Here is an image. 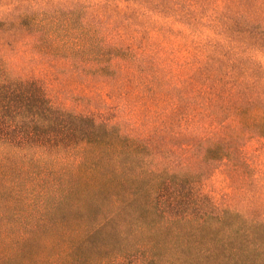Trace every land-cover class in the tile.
Returning a JSON list of instances; mask_svg holds the SVG:
<instances>
[{"label": "rangeland", "instance_id": "1", "mask_svg": "<svg viewBox=\"0 0 264 264\" xmlns=\"http://www.w3.org/2000/svg\"><path fill=\"white\" fill-rule=\"evenodd\" d=\"M0 64L108 126L0 186V264H264V137L219 112H264V0H0Z\"/></svg>", "mask_w": 264, "mask_h": 264}, {"label": "trees", "instance_id": "2", "mask_svg": "<svg viewBox=\"0 0 264 264\" xmlns=\"http://www.w3.org/2000/svg\"><path fill=\"white\" fill-rule=\"evenodd\" d=\"M221 77L214 80V85L225 88L230 84L231 88L234 87L233 80L228 82L224 74ZM243 94L244 92L235 100L233 97L231 99V94L220 99V115L243 128L231 130L226 138L240 139L250 127L258 128L259 135L264 137V112L259 114L261 111L258 108L251 109L248 103L252 102V98L249 97L244 102L241 98ZM75 123L83 127L78 145L80 154L84 152L83 155L101 137V128L108 129L105 124L91 118L74 115L56 107L38 81L13 76L8 68L0 64V186H46L53 183L55 180H51L49 174L57 170L49 165L58 162L51 158L62 156V151L77 149L70 138L75 133ZM244 128L247 129L243 131ZM230 154V151L221 150L220 155L222 159H226ZM81 171L87 182L91 183L98 180L102 184V179L106 177V174L91 169ZM187 175L186 177H191L190 174ZM151 212L164 213L162 205L155 203L149 205V214ZM165 220L171 221V218L167 217ZM167 227L168 225H164V229ZM205 256L202 254L200 258L205 260ZM185 260L188 264H203L192 259L191 255L185 257L184 263ZM150 263V260L146 262Z\"/></svg>", "mask_w": 264, "mask_h": 264}]
</instances>
